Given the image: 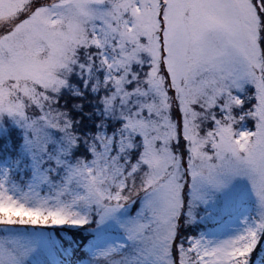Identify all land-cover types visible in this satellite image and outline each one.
<instances>
[{"label":"snow or ice","instance_id":"obj_1","mask_svg":"<svg viewBox=\"0 0 264 264\" xmlns=\"http://www.w3.org/2000/svg\"><path fill=\"white\" fill-rule=\"evenodd\" d=\"M0 264H264V0H0Z\"/></svg>","mask_w":264,"mask_h":264},{"label":"rangeland","instance_id":"obj_2","mask_svg":"<svg viewBox=\"0 0 264 264\" xmlns=\"http://www.w3.org/2000/svg\"><path fill=\"white\" fill-rule=\"evenodd\" d=\"M0 143H2V141H0Z\"/></svg>","mask_w":264,"mask_h":264}]
</instances>
